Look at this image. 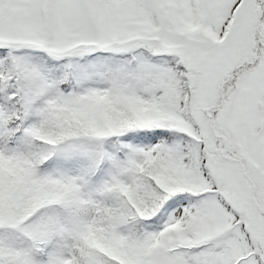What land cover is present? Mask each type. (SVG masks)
Listing matches in <instances>:
<instances>
[{
  "label": "snow or ice",
  "instance_id": "obj_1",
  "mask_svg": "<svg viewBox=\"0 0 264 264\" xmlns=\"http://www.w3.org/2000/svg\"><path fill=\"white\" fill-rule=\"evenodd\" d=\"M0 264H264V0H0Z\"/></svg>",
  "mask_w": 264,
  "mask_h": 264
}]
</instances>
